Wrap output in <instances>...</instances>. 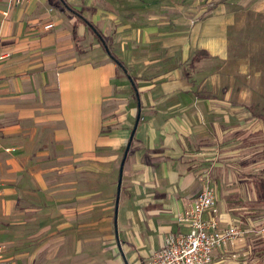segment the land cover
I'll list each match as a JSON object with an SVG mask.
<instances>
[{"label":"crops","instance_id":"obj_1","mask_svg":"<svg viewBox=\"0 0 264 264\" xmlns=\"http://www.w3.org/2000/svg\"><path fill=\"white\" fill-rule=\"evenodd\" d=\"M6 1L5 264H147L189 231L178 216L206 179L220 227L251 230L213 264H264V86L241 77L230 38L264 0H28L5 17ZM123 161L120 191L105 188Z\"/></svg>","mask_w":264,"mask_h":264},{"label":"built area","instance_id":"obj_2","mask_svg":"<svg viewBox=\"0 0 264 264\" xmlns=\"http://www.w3.org/2000/svg\"><path fill=\"white\" fill-rule=\"evenodd\" d=\"M28 0H7L3 13L8 17L11 11L19 8ZM54 25H47L51 30ZM204 188L191 206L178 216V223L189 228L187 233L169 235L161 250L156 252L147 264H213L214 254L222 247H237L251 233L243 228L242 222H236L227 228L220 227L216 196L208 186ZM0 264H5L0 249Z\"/></svg>","mask_w":264,"mask_h":264},{"label":"rangeland","instance_id":"obj_3","mask_svg":"<svg viewBox=\"0 0 264 264\" xmlns=\"http://www.w3.org/2000/svg\"><path fill=\"white\" fill-rule=\"evenodd\" d=\"M250 16V15H249ZM232 57L242 63L241 77L249 79L250 86H264V20L252 17H242L239 24L230 32ZM103 186L116 189L117 183L111 185V173L108 174ZM95 178L85 180L87 186H91Z\"/></svg>","mask_w":264,"mask_h":264},{"label":"trees","instance_id":"obj_4","mask_svg":"<svg viewBox=\"0 0 264 264\" xmlns=\"http://www.w3.org/2000/svg\"><path fill=\"white\" fill-rule=\"evenodd\" d=\"M81 21H84L86 24H89L91 26L92 31H94L95 34H97L99 36L100 40L103 41L102 36L98 33V31L94 28V26L92 24H90L88 21H86L83 18H81ZM76 28H77V26L75 27V30H74V39H75L76 45H78L79 44V38H78V35H77V32H76ZM110 57L118 65L119 68L123 69L127 73L128 77L132 80V78L130 77L129 73L127 72V69L124 66V64L120 60H118L115 56H113L111 54H110Z\"/></svg>","mask_w":264,"mask_h":264},{"label":"water","instance_id":"obj_5","mask_svg":"<svg viewBox=\"0 0 264 264\" xmlns=\"http://www.w3.org/2000/svg\"><path fill=\"white\" fill-rule=\"evenodd\" d=\"M128 150H129V148H127V150H126L125 158H126V156H127ZM123 165H124V161H123V163H122V168H121V172H120V179H119V182H118V190H119V191H120V189H121V185H122V172H123Z\"/></svg>","mask_w":264,"mask_h":264}]
</instances>
